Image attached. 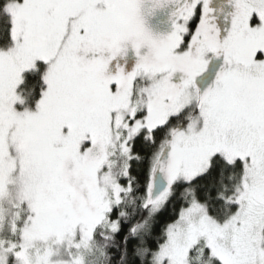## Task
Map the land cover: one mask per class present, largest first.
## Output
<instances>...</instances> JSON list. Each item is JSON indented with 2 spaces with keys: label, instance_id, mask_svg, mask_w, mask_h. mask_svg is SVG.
I'll return each mask as SVG.
<instances>
[{
  "label": "snow or ice",
  "instance_id": "6c2138e0",
  "mask_svg": "<svg viewBox=\"0 0 264 264\" xmlns=\"http://www.w3.org/2000/svg\"><path fill=\"white\" fill-rule=\"evenodd\" d=\"M0 264H264V0H0Z\"/></svg>",
  "mask_w": 264,
  "mask_h": 264
}]
</instances>
